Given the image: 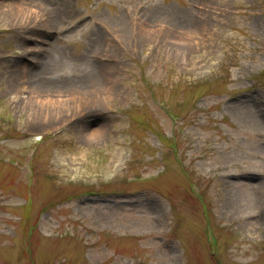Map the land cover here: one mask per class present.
Returning a JSON list of instances; mask_svg holds the SVG:
<instances>
[{
    "label": "rangeland",
    "instance_id": "1",
    "mask_svg": "<svg viewBox=\"0 0 264 264\" xmlns=\"http://www.w3.org/2000/svg\"><path fill=\"white\" fill-rule=\"evenodd\" d=\"M29 2L0 19V264H264V0ZM24 67L68 112L14 109Z\"/></svg>",
    "mask_w": 264,
    "mask_h": 264
},
{
    "label": "bare ground",
    "instance_id": "2",
    "mask_svg": "<svg viewBox=\"0 0 264 264\" xmlns=\"http://www.w3.org/2000/svg\"><path fill=\"white\" fill-rule=\"evenodd\" d=\"M65 1L66 0H62ZM25 6L21 5L20 3L16 2H6V1H0V19L3 21H9V22H17V25H25L27 21L35 20L37 17L34 14V10H32V4L29 2V0H25ZM32 24V23H30ZM13 25V26H17ZM187 26L191 27V24L187 20ZM100 36H97L94 44L99 45L100 42ZM33 49H26L27 53H30ZM53 58V57H52ZM55 60V59H54ZM26 67L22 70H18L19 72V78L16 84H14L13 87H10L6 89V91L12 95L10 98V103L14 105V109H19L20 111H24L26 115L28 116L29 124L32 125V127H37V120H41L42 122L47 121L51 117L58 118L60 117L64 112H68V109H65V105L61 100L54 101L51 96V90L49 89V85L44 83L45 80L43 78L39 80L38 89L35 87H28L24 85V82L22 81L23 75H25ZM17 74V72H16ZM38 75L42 76L45 75L44 72L38 73ZM26 76V75H25ZM26 78V77H25ZM56 104H60V108L56 107ZM56 107V108H55ZM59 110H58V109ZM65 109V110H64ZM262 123V122H261ZM264 123V122H263ZM90 125L83 126L84 128L82 131H86ZM95 128H92L88 131L87 137L89 139H94L96 137L97 131L94 130ZM151 210H153L155 213L157 211V206L153 204L150 206ZM142 214H145V212L141 211Z\"/></svg>",
    "mask_w": 264,
    "mask_h": 264
}]
</instances>
